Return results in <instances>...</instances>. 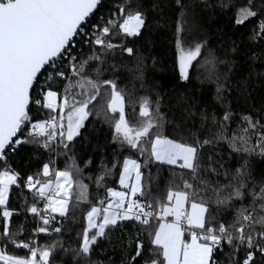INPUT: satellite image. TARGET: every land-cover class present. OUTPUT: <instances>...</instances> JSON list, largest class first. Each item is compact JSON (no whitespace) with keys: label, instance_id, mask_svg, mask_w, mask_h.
<instances>
[{"label":"snow or ice","instance_id":"6c2138e0","mask_svg":"<svg viewBox=\"0 0 264 264\" xmlns=\"http://www.w3.org/2000/svg\"><path fill=\"white\" fill-rule=\"evenodd\" d=\"M100 2L0 0V162L4 165L0 168V264H51L57 242L42 246L31 235L18 238V233L10 229V218L31 213L37 220L33 232L61 233L64 228L59 226L56 214L65 218L73 199L77 207L81 202L89 205L82 214L86 224L78 233L74 264H105L91 259L92 253L101 240L113 245L111 234L117 228L121 230L115 243L121 252L120 264H264V171L256 175L251 163L253 156L264 158V94L259 98L254 95L258 87L264 86V51L245 47L241 52V45L246 42L264 44V0H247L234 13V20L229 21L236 27L258 18L247 37L234 39L221 30L223 59L215 48L208 47L206 36L191 42L184 40V32L190 30L188 9L194 5L175 0L179 9L175 20L178 81L186 83L190 68L203 56L197 66H207L208 70L198 79L215 85V99L223 114L200 107L199 100L177 92L173 86L172 91L177 94L169 100L180 115L172 121L161 112L168 92L157 91L159 85L150 89L155 93L153 100L150 96L134 97L132 93L126 96L114 76L100 78L120 66L115 63L119 50L121 55L134 58L129 71L136 73L135 79L143 87L145 57L135 45L127 46V41L144 32L150 34L149 12L159 9V0H120L107 19L101 17L100 23L89 28L87 18ZM200 3L220 11L233 6L232 0H218L215 5L209 0ZM257 61L262 65L258 72L253 67ZM93 64L95 79L87 74ZM221 65L227 70L221 71ZM57 81L63 85L62 93ZM34 88L36 99L32 96ZM232 93L247 105L239 116L225 103ZM78 96L82 98L77 99ZM98 99L101 103L95 114H103L118 147L147 157L144 166L151 161L181 170L178 177L173 173L174 179L159 198L148 200L150 193L146 194L143 187L142 165L131 156H124L119 166L118 183L122 190L104 183L105 177L113 175V169L118 167V160L114 158L112 168H108L102 158V171L95 183L97 190H105V195L95 202L89 200V186L80 179L82 170L73 156L68 157L71 163L63 169L53 168L54 161L49 159L38 173L26 176L8 164V150L15 152L22 143L59 155L72 151L92 114L89 106ZM128 99H132L134 112L138 104L136 123L127 118ZM30 104L47 110V118H30ZM231 121H237L236 128H231ZM166 124L172 127L170 133L165 132ZM24 127L29 128L27 134L23 139L16 138ZM222 144L228 146V160L236 155L234 168L224 159ZM91 163V158L84 161L86 166ZM12 186L21 191L19 208L8 206ZM25 189L31 195V203L23 195ZM224 208L233 209L230 220L220 214ZM125 221L133 223L132 232L124 231ZM54 222L58 226H53ZM26 223L25 219L19 232L24 231ZM9 245L27 251L24 255L10 253ZM107 264H112L111 257Z\"/></svg>","mask_w":264,"mask_h":264},{"label":"trees","instance_id":"16d2710c","mask_svg":"<svg viewBox=\"0 0 264 264\" xmlns=\"http://www.w3.org/2000/svg\"><path fill=\"white\" fill-rule=\"evenodd\" d=\"M120 0H103L102 4L96 11L95 15L91 18V22L99 23L101 17L107 19L109 13L115 11V5ZM186 4H192L194 7H189V29L183 34V38L186 42L193 40L208 39V47L215 48L217 55L223 59V49L220 48V36L221 30L224 33H230L234 39H243L247 37L249 30L257 22L258 18H251L241 26L233 27L230 23V19L234 20V13L240 7H243L247 0H232V7L227 11H220L218 7L211 9L205 8L200 0H185ZM209 3L215 5L218 0H209ZM159 9L150 11L149 16L152 19V29L150 34L144 32L139 38H129L127 46L135 45L139 48L140 52L145 57L144 63L146 69L143 76V87H141V81L135 79L136 73L130 72L129 68H132L135 60L133 57H129L127 54L121 55L119 50L115 54V63L120 65L115 69L113 73L111 69L104 72L100 77L101 79L115 78L118 79V87L125 91L126 96L132 93L134 97L139 96H150L153 100L155 99V93L151 92L150 89L156 85L159 87L157 91L163 93L167 90L168 95L164 96V102L161 104V112L164 113L167 120L172 121L179 118V109L173 107L169 97H174L177 93L173 92V86H176L177 92H184L188 95L193 96L195 99L200 101V107L207 106L209 111H215L218 115L223 114L220 102L215 99V85L209 82L201 83V79L198 76H203L206 73L207 66L198 67L197 65L203 60V56L199 61L194 62L190 68V79L185 82L178 81V70L175 65L176 58V46H175V20L179 9L175 5V0H159ZM118 42V41H114ZM245 47L251 49L254 52L264 51V44H252L247 43L241 45V52L245 50ZM89 49L85 46L84 52L87 53ZM153 58H155L153 60ZM242 59V57H235ZM127 65V67H124ZM103 67V66H102ZM253 67L256 71H260L262 65L259 61L255 62ZM95 68V64L91 65L87 69V74L91 78L95 79V73L92 69ZM221 71H226V67L221 65ZM41 77L40 83H43ZM257 84L259 80L257 79ZM60 83L62 86V83ZM76 91H80L77 89ZM37 89H34L33 96L36 94ZM261 94H264V86L258 87L254 95L259 98ZM82 97H77L81 99ZM100 100L93 101L89 106L92 110V114L85 121V127L81 129L82 135L76 138L75 145L72 151H69L66 155H59L56 151H43L40 150L35 144L22 143L16 147L15 152L9 150L7 155V162L12 168L20 172L23 176L27 174H36L39 172L40 167L44 161L49 159L53 160V168L57 167L63 169L67 164L71 163L68 160L69 156L75 158V163L81 168L82 175L80 179L83 183L89 186V200L95 202L105 195V190H97L96 187V176L102 171L101 160L107 165L108 168H112V164L115 160H118V167L113 169V175L105 177L104 183L108 187L120 188L119 181V166H122V160L124 156H131V158L137 159L141 165L142 171V183L145 193L148 195V200L153 197L159 198L166 192L169 182L172 181L173 173L175 172L178 177L181 174V170L175 166L162 165L159 162H149L147 166H144V159L147 157H141L139 152L135 150H128L127 148H120L112 141V134L109 124L104 120L103 114L97 116L95 109L99 107ZM128 107L126 108L127 118L131 123H136L138 116V104L135 106V112L133 111L132 99L126 100ZM225 103L230 104L231 110L239 116L246 109L247 105L242 101L235 99V93H232L227 97ZM43 113V112H42ZM41 111H31L32 115L42 114ZM196 123H199L197 118ZM237 121H231V128H236ZM27 128L20 133V137L27 134ZM172 131L171 125H165V132L170 133ZM230 134V133H229ZM99 146V147H96ZM53 148L55 146L53 145ZM102 149V150H101ZM221 149L224 155V159L227 164L231 167L236 166L237 157L233 154L232 159L228 160L229 149L227 144H222ZM62 151V150H61ZM92 159L90 165H85L84 161ZM251 163L254 168L256 175H259L264 171V158L253 156ZM3 162H0V168H2ZM186 171V170H185ZM213 179H215L213 177ZM225 182L226 181H222ZM23 195L28 197V202H32L30 193L25 189ZM21 191L16 186H12L10 189V200L9 207L19 208L21 204ZM144 199V197H140ZM250 199V198H249ZM248 203V199L245 200V204ZM89 205L81 202L79 206H76L75 200H70V211L69 214L62 218L61 226L64 231L61 233H50L43 234L40 236V245H51L53 241L57 242L56 248L53 250L51 257V264H74V249L77 247L79 240L78 233L81 232L82 227L85 226L86 221L83 219V213L87 211ZM239 207V205H237ZM212 212L216 213V206L212 205ZM225 220H230L233 215L232 208H224L220 213ZM27 220L24 224V231L19 232V226ZM2 225V220H0ZM35 227V219L31 213L26 215H14L10 218V229L13 232L18 233V238L27 239L29 235L32 238V230ZM3 229L0 226V233ZM124 231L132 232L133 223L125 221ZM136 231H139L137 228ZM121 234L119 228L111 234L113 245H109L107 240H101L99 247L95 248L92 253L91 259L105 262L111 257L112 264H120L121 252L118 247L115 246L117 237ZM226 250V249H225ZM13 252L12 250H9ZM17 254L16 252H13ZM219 258V255L218 257ZM139 264V262H137Z\"/></svg>","mask_w":264,"mask_h":264},{"label":"built area","instance_id":"2783aa9c","mask_svg":"<svg viewBox=\"0 0 264 264\" xmlns=\"http://www.w3.org/2000/svg\"><path fill=\"white\" fill-rule=\"evenodd\" d=\"M101 21H99V23H100ZM98 23V22H97ZM97 23H95V22H91V21H89L88 23H87V27H91V25H93V24H97ZM78 41H79V38H77V43H78ZM43 78V77H42ZM35 89V88H34ZM58 91H60L61 93H62V91H63V85L58 89ZM34 92V91H33ZM32 96H33V93H32ZM36 98H38L37 96H36V94H34V96H33V99H36ZM31 111H41V113L42 114H40V116L39 115H32L31 114ZM30 115H31V118H33V119H46L47 118V116L49 115V113L47 112V110H44V109H41V108H38L35 104H31V109H30ZM27 128V131H26V133L28 132V130H29V128L28 127H26ZM18 139H22L21 137H20V135L17 137ZM55 146V145H54ZM9 151V150H8ZM55 168H57V167H55ZM38 206L39 207H43V205H42V203H40V204H38ZM56 220L59 222V226H61V221H62V218L58 215V214H56ZM42 226V225H41ZM53 226H58L57 224H56V222H54V224H53ZM37 227V220L35 219V227L33 228V229H35ZM64 231V230H63ZM62 231V232H63ZM32 240L33 241H35V242H37L39 245H40V242H39V239H40V236L41 235H43V234H50V233H52L51 231H49V232H47V233H35V232H33V230H32ZM8 250H12L13 252H16L17 254H19V255H24L25 253H26V251L27 250H24V249H16V248H14L13 246H11V245H9V247H8ZM10 252V251H9ZM13 252H10V253H13Z\"/></svg>","mask_w":264,"mask_h":264},{"label":"water","instance_id":"95a60500","mask_svg":"<svg viewBox=\"0 0 264 264\" xmlns=\"http://www.w3.org/2000/svg\"><path fill=\"white\" fill-rule=\"evenodd\" d=\"M102 2H103V0H101V2H100V4L98 5V8L100 7V5L102 4ZM98 8L97 9H95L94 11H93V13L92 14H90V16L87 18V23L91 20V18L95 15V13H96V11L98 10ZM33 91H34V89L32 90V93H33ZM30 109H31V104H30V106H29V116H30V118H31V115H30ZM23 127V126H22ZM26 127H24L23 128V130L25 129ZM20 135V134H19ZM18 135V136H19ZM17 136V137H18ZM16 137V138H17Z\"/></svg>","mask_w":264,"mask_h":264},{"label":"rangeland","instance_id":"374dc122","mask_svg":"<svg viewBox=\"0 0 264 264\" xmlns=\"http://www.w3.org/2000/svg\"><path fill=\"white\" fill-rule=\"evenodd\" d=\"M133 159H134V158H133ZM116 189H117V190H122V189H121V186H120V188H116Z\"/></svg>","mask_w":264,"mask_h":264}]
</instances>
